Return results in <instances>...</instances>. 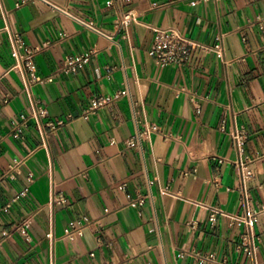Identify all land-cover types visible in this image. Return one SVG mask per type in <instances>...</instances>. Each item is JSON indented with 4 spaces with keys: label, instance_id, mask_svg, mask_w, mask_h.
Instances as JSON below:
<instances>
[{
    "label": "crops",
    "instance_id": "obj_1",
    "mask_svg": "<svg viewBox=\"0 0 264 264\" xmlns=\"http://www.w3.org/2000/svg\"><path fill=\"white\" fill-rule=\"evenodd\" d=\"M22 1L0 0V240L11 233L0 264H251L237 250L244 228L230 216L243 213L238 161L247 157L255 174L250 205L263 210L256 232L264 260V0H50L60 9ZM131 9L136 20L120 26ZM159 26L208 46L224 34L230 64L200 47L186 63L156 64L148 51ZM5 27L28 48L50 42L33 62L38 77L52 80L35 93L47 122H65L47 147H39L33 120L22 137L12 134L31 105L11 69ZM79 56L87 64L58 72ZM126 87L131 98L84 116L94 96ZM235 123L248 134L241 153L230 135ZM146 129L140 142L127 143ZM15 162V178L4 176ZM60 194L65 201L55 203ZM138 195L143 204L131 206ZM84 217L101 227L66 237ZM27 219L29 238L15 230Z\"/></svg>",
    "mask_w": 264,
    "mask_h": 264
},
{
    "label": "built area",
    "instance_id": "obj_2",
    "mask_svg": "<svg viewBox=\"0 0 264 264\" xmlns=\"http://www.w3.org/2000/svg\"><path fill=\"white\" fill-rule=\"evenodd\" d=\"M23 0L22 2H25ZM49 3L54 8H59L57 5L53 4L50 0H41ZM60 9V8H59ZM64 11V10H63ZM136 20V14L131 9L125 12L118 20L120 26H127L132 21ZM87 26L93 28L97 32L101 33L99 30L90 23ZM9 32L10 41L12 45L13 54L16 57V62L11 67L12 70H16L23 77L24 90L27 94L30 105L31 112L28 115H22L20 122H15L12 127V134L16 138H20L23 135L25 127L29 124L30 121H34L39 134H40V145L39 147H47L49 139L52 134L59 129L64 120H61L57 123L47 122L45 119L48 115V110L42 100L36 96L35 88L38 84L44 81H51V77L40 78L37 76L35 64L33 62L34 55L40 50L47 48L50 45V42L45 43L42 47L37 48H28L23 36L18 32H11L8 27L4 28ZM154 38L151 44V47L148 51L151 58L154 59L156 64L160 66H167L169 64H183L186 63L192 53L194 47H200L202 50L207 52H216L218 53L223 60V63L228 66L230 61L225 57L224 50V34H220L216 38V43L213 46H208L201 44L200 42L193 40L192 38L186 36L181 30L175 27H155L154 29ZM112 40L111 36L105 35ZM88 56H79L68 58L64 60L63 64L58 68V72H76L79 68L87 64ZM128 97L131 98V92L128 87L120 89L114 94H101L96 95L92 98L90 105L85 109L84 116H90L97 112L98 110L109 107L120 98ZM8 98L4 99V102H7ZM222 130H226V126L223 124L221 126ZM150 132L149 129H146L143 133L138 132L134 138H130L127 143L129 145L136 144L140 142L142 135H148ZM232 137V142L234 147L238 150L239 153L242 152L243 146L247 140L248 134L246 129L243 126H238L234 124L233 130L230 132ZM251 159L247 157L245 161L240 159L238 161L240 182L237 187V190L240 194L241 203L243 206V213L241 214H230L234 222L242 225L244 230L241 234L240 242L237 246V250L245 254L251 261V264H264V260H259L257 255L259 251V236L256 232V224L260 213L263 210L254 209L251 207V193L249 188V182L254 177V171L250 167ZM20 165L18 162L10 165L8 171L4 176L9 178H15L16 173L19 172ZM28 179L33 181V174L30 173ZM149 186L153 184L151 179L147 180ZM122 188L125 187V184L121 185ZM150 197L153 198V195L150 193ZM145 197L138 195L136 198L130 201V205L133 207L143 204ZM55 203L61 204L65 201L63 195H57L53 200ZM212 222H214V215H212ZM30 220H25L20 224L15 230L24 235L26 238H29L28 235V226ZM89 226H94L100 228L101 224L99 221H93L84 217L82 219L73 221L70 223L66 237L73 238L75 235H81L86 228ZM4 238L0 240V249L4 247L6 238L11 235V233L4 231ZM47 238L52 244L58 239L53 232L47 234ZM194 255L202 261L213 259L211 256L203 255L199 252H195ZM128 262L134 264L132 260L127 259ZM48 264H57L55 258H53ZM104 264H115L114 262H106Z\"/></svg>",
    "mask_w": 264,
    "mask_h": 264
}]
</instances>
